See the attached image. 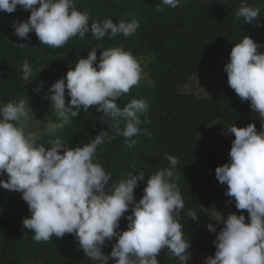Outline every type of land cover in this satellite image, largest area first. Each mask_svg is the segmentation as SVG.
Instances as JSON below:
<instances>
[{
    "label": "clouds",
    "instance_id": "1",
    "mask_svg": "<svg viewBox=\"0 0 264 264\" xmlns=\"http://www.w3.org/2000/svg\"><path fill=\"white\" fill-rule=\"evenodd\" d=\"M184 0H160L175 9ZM30 10V15L13 23L14 33L28 39L34 32L40 44L62 48L74 38L84 40L86 34L97 41L115 40L121 34L128 38L140 27L138 20L111 18L93 20L87 11L76 7V0H0V12ZM260 8L248 0H240L235 19L257 24ZM256 21L255 23H253ZM20 48L27 47L18 43ZM250 35L234 43L223 71L228 85L241 102L250 101V109L258 114L260 130L254 122L243 127L235 124L227 132L234 134L227 161L215 168V176L226 185L225 195L234 198L235 208L224 217L212 219L223 227L217 233L214 223L206 228L216 233L214 255L203 258V264H264V52ZM97 48L102 49L97 57ZM86 58L79 57L66 75L48 88L47 97L55 115L70 125L81 110L94 108L108 118L114 134L100 131L89 143L68 147L60 140L50 147L37 144L35 138L19 126L30 118L28 99L0 103V187L21 193L30 217L22 226L34 232L33 239L47 242L52 237L72 234L78 247L92 264H160L157 255L167 248L179 264L192 259L190 238L184 235L183 216L198 221L206 213L185 208L177 184L178 158L168 155L169 166L147 177L143 195L136 199L134 189L145 180V172L129 173L118 183L112 172L98 161V147L116 136H123L129 147L133 137L147 134L141 128L148 122L149 104L144 99H132L124 107L117 100L138 85L143 69L130 51L119 46L92 47ZM43 69V68H42ZM40 69V71L42 70ZM31 64L22 65V79L35 80ZM38 85L37 91L42 88ZM67 95L70 100L66 102ZM143 115L144 119H141ZM121 123L124 127L121 128ZM63 149V150H62ZM130 210V211H129ZM244 210L247 212V222ZM183 214V215H182ZM121 218L127 227L120 230ZM112 245L110 255L102 250Z\"/></svg>",
    "mask_w": 264,
    "mask_h": 264
},
{
    "label": "trees",
    "instance_id": "2",
    "mask_svg": "<svg viewBox=\"0 0 264 264\" xmlns=\"http://www.w3.org/2000/svg\"><path fill=\"white\" fill-rule=\"evenodd\" d=\"M248 2L260 8L257 24L235 19L240 0H184L175 9L162 5L160 0H76V7L89 12L93 20L111 18L118 23L135 19L140 27L132 36L125 38L121 34L115 40L97 41L89 32L84 40L74 38L62 48L40 44L34 32L29 33L28 39L15 35L13 23L26 19L30 10L18 7L11 14L0 12V103L28 99L31 115L19 126L26 134H34L37 144L50 147V142L58 139L68 147H80L100 131L114 134L108 118L101 121L103 113L91 107L87 113L81 110L70 125L64 124L47 99L49 86L65 76L79 57L86 58L90 48L119 46L140 61V82L117 103L122 108L132 99L148 102V122L141 124L147 134L133 137L135 143L131 147V141L126 143L123 136H116L110 143L105 140L98 147L97 157L112 172L109 184L126 179L133 166V174L145 172V180L134 189L137 200L143 195L147 177L169 166L166 157L178 158L177 184L185 208L198 213L202 206L206 208L198 221L186 215L181 220L184 235L191 242L189 264H203L205 256L214 255L216 233L209 232L206 224L214 223L217 233L223 224H217L212 217L219 213L224 217L231 212L239 214L234 198L225 195L226 187L215 176V168L226 162L234 139V134L227 130L233 124L243 127L252 122L260 130L259 116L251 111L250 101L241 102L223 71L231 48L244 36L250 35L264 44V0ZM18 43L27 47L20 48ZM101 51L97 48L98 60ZM258 51L264 52V47ZM25 60L37 76L30 82L22 79ZM217 64L223 93L204 96L192 89L182 90L202 69ZM41 81L42 88L37 91ZM69 100L66 89V102ZM0 179H7V174ZM244 214L247 222L246 210ZM30 215L21 193L0 187V264H92L72 234L63 238L53 236L47 242L35 241L34 232L22 226L23 219ZM126 227L127 221L121 218L120 230ZM102 250L110 255L111 243ZM157 259L160 264H179L167 248ZM109 264H114V259Z\"/></svg>",
    "mask_w": 264,
    "mask_h": 264
},
{
    "label": "rangeland",
    "instance_id": "3",
    "mask_svg": "<svg viewBox=\"0 0 264 264\" xmlns=\"http://www.w3.org/2000/svg\"><path fill=\"white\" fill-rule=\"evenodd\" d=\"M191 89L204 96L223 93V82L219 72V65L217 64L202 69L182 90L190 91ZM30 135L33 136L34 134L30 133ZM223 152L225 153V149ZM224 187L227 186L224 185Z\"/></svg>",
    "mask_w": 264,
    "mask_h": 264
}]
</instances>
